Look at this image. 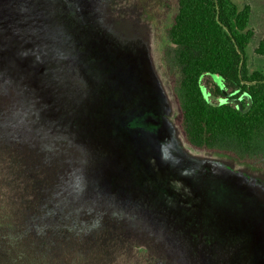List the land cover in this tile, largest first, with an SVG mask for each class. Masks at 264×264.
Listing matches in <instances>:
<instances>
[{"label":"rangeland","instance_id":"rangeland-1","mask_svg":"<svg viewBox=\"0 0 264 264\" xmlns=\"http://www.w3.org/2000/svg\"><path fill=\"white\" fill-rule=\"evenodd\" d=\"M233 1L251 7L247 63L264 74V0ZM178 7L0 0L1 141L56 217L126 232L129 264H264V167L194 150L174 123L161 51Z\"/></svg>","mask_w":264,"mask_h":264},{"label":"trees","instance_id":"trees-1","mask_svg":"<svg viewBox=\"0 0 264 264\" xmlns=\"http://www.w3.org/2000/svg\"><path fill=\"white\" fill-rule=\"evenodd\" d=\"M250 17V5L233 0H179L161 64L184 142L264 167V74L248 68ZM256 52L264 54V39ZM244 94L240 109L233 100ZM16 143L0 138V264H129L133 240L123 230L97 217H56Z\"/></svg>","mask_w":264,"mask_h":264},{"label":"water","instance_id":"water-1","mask_svg":"<svg viewBox=\"0 0 264 264\" xmlns=\"http://www.w3.org/2000/svg\"><path fill=\"white\" fill-rule=\"evenodd\" d=\"M217 19H218V21L220 22V19H219V12H218V15H217ZM221 23V22H220ZM226 29H227V27L226 26H224ZM237 49H238V51L241 53V51H240V49L237 47ZM243 58H244V56H243V54H242V62H241V64H240V68H239V75H240V77L242 78V74H241V68H242V64H243ZM243 82H245V83H248V84H253V83H255L256 81H243ZM245 97H248V95L247 94H244V95H242L240 98H237V99H234L233 101L234 102H236L237 103V105H238V107L240 108V109H242V99L243 98H245ZM250 107V106H249ZM249 107L247 108V109H249Z\"/></svg>","mask_w":264,"mask_h":264}]
</instances>
